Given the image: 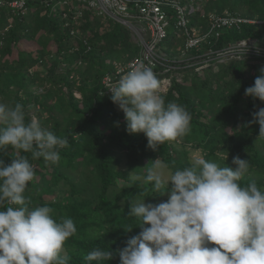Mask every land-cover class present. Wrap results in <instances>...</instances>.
I'll return each instance as SVG.
<instances>
[{"label": "trees", "instance_id": "trees-1", "mask_svg": "<svg viewBox=\"0 0 264 264\" xmlns=\"http://www.w3.org/2000/svg\"><path fill=\"white\" fill-rule=\"evenodd\" d=\"M197 1L195 9L187 13L190 28H208L203 12L264 18V0ZM26 8L22 13L7 1L0 2V95L7 104L13 101L10 106L22 104L26 122L36 117L43 128L67 138L68 146L60 149L58 164L32 159L31 153L17 152L11 146L0 158L10 163L17 155L27 156L35 169V179L25 192L31 199L29 207L49 206L54 219L74 221L77 233L64 245L69 264H85L86 254L97 247L114 254L104 264H119L117 250L142 230L139 220L127 215L129 202L144 199L158 204L168 198L167 192L156 194L152 184L141 186V181L131 180V172L146 175L157 158L174 172L190 166L191 149H200L204 159L221 167L231 166L233 157L239 156L249 163L241 186L255 182L264 189V137L258 136L260 125L253 122L252 115L264 108V101L245 95V89L260 75L264 57L244 54L211 61L210 65L218 66L203 76L195 64L185 65L184 61L181 67L155 73L160 80L171 71L184 70L180 80L171 77L170 86L161 94L166 103L186 108L191 121L190 131L182 139L166 141L153 150L143 133L126 131L125 114L102 83L106 73H114L115 63H126L137 54L139 46L130 29L109 19L99 24L96 18L100 17H91L90 11L79 25L64 26L61 11L53 9L52 2L27 1ZM168 11L174 19L176 12ZM73 27L77 28L75 34L70 33ZM218 32H211L198 49L186 50L184 58L193 59L246 37L257 38L264 46L261 24L242 23L221 27ZM159 44L171 63L184 51L180 30L171 28ZM161 70L158 65L156 72ZM33 85L41 87L31 89ZM122 158L124 170L118 168ZM127 228L131 231H125Z\"/></svg>", "mask_w": 264, "mask_h": 264}, {"label": "clouds", "instance_id": "clouds-1", "mask_svg": "<svg viewBox=\"0 0 264 264\" xmlns=\"http://www.w3.org/2000/svg\"><path fill=\"white\" fill-rule=\"evenodd\" d=\"M245 95L264 101V67ZM111 100L125 114L126 131L143 133L148 147L157 150L166 141H179L190 131L191 115L175 102H165L153 68L134 65L108 86ZM264 137V108L253 114ZM8 146L58 164L67 138L43 128L33 117L26 122L20 103H0V153ZM159 158L146 175H133L141 186L152 184L167 200L129 202L127 215L137 218L141 231L118 249L119 264H264V189L255 182L239 183L249 170L247 159L235 156L231 166L194 156L190 166L167 172ZM35 169L27 156L10 163L0 158V264H69L65 242L77 233L71 218H53L49 206L30 208L25 196ZM145 225H149L146 226ZM131 231V228L125 229ZM111 250L97 247L85 264H104Z\"/></svg>", "mask_w": 264, "mask_h": 264}, {"label": "built area", "instance_id": "built-area-1", "mask_svg": "<svg viewBox=\"0 0 264 264\" xmlns=\"http://www.w3.org/2000/svg\"><path fill=\"white\" fill-rule=\"evenodd\" d=\"M5 1L11 7L25 13L27 1H44L48 5L54 0H0V2ZM61 2L63 7L60 11L61 17L64 19L62 23L64 26L70 25L71 22L79 25L84 13L90 11L91 17L109 19L128 27L138 44L139 50L133 58L126 63H115L114 73H106L103 76L102 83L106 92H111L108 90L110 84L116 83L132 66L141 62L151 66L154 73H160L179 67L177 63L180 64L182 61L185 62V65L195 64L197 68L202 63L209 65L211 61L222 62L232 57L239 58L244 54L264 57V46L259 44L258 39L246 37L233 41L219 50L208 49L193 59H190L191 57L184 58L186 50L198 49L211 32L214 31L215 35H218L219 28L239 27L242 23L264 25V18H246L229 13L214 14L209 12L206 14L203 12L202 17H206L209 26L207 29L199 30L188 26L187 13L191 11L192 0H61ZM168 9H173L176 12L174 19H171ZM170 28L180 30L184 40V51L180 57L173 59L172 63L167 61V55L159 44L166 38ZM76 30L77 28L73 27L70 33L75 34ZM84 43L87 48H90L87 40ZM158 65L162 66V70L156 72ZM159 82L160 85H164V89L160 92H165L171 84V77H163Z\"/></svg>", "mask_w": 264, "mask_h": 264}, {"label": "rangeland", "instance_id": "rangeland-1", "mask_svg": "<svg viewBox=\"0 0 264 264\" xmlns=\"http://www.w3.org/2000/svg\"><path fill=\"white\" fill-rule=\"evenodd\" d=\"M197 3H198V1L196 0L195 4H190V6H191L190 10L195 9V7L197 6ZM52 6H53V9L56 8L57 10H60L63 7L61 0H54V1H52ZM96 19L98 20V23L99 24H102V23H105L106 22V19H103V18H96ZM169 30H171V28ZM32 45L35 46L36 44L33 42ZM32 45L28 44L27 47L31 48ZM36 47H37V45H36ZM177 65L180 66V67L182 66L179 63H177ZM216 66H218V64H216V63H213L211 65L210 64L208 65V64L202 63V65L200 64V66H198L195 69L196 70H202V72H201L200 75L203 76L204 74L208 73L210 70L215 69ZM35 68H39V67H35ZM183 74H184V70L171 71L170 77L176 76L177 79L180 80L181 79V75H183ZM40 87L41 86H39V85H33L31 87V89H37V88L40 89ZM162 89H164V85L161 84L160 85V90H162ZM76 95L79 96V93L76 92ZM0 103L7 104L8 101H6L5 99H3L2 96L0 95ZM10 103L13 104V101H11ZM29 111H30V113H33L34 112L32 108L29 109ZM189 156L192 159L194 156H201V157H203V154L201 153L200 149L197 148V149H191L190 152H189ZM118 168L119 169H123V170L126 169V161H125V158H122V162H121L120 166H118ZM166 171L169 172V170H166ZM133 175H138L141 178H143L145 176L144 174H137V173L131 172V177ZM141 183H142V180H141Z\"/></svg>", "mask_w": 264, "mask_h": 264}]
</instances>
